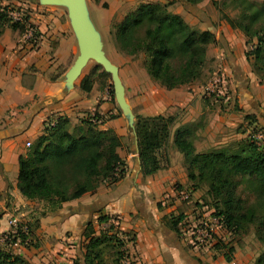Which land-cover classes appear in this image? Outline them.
Listing matches in <instances>:
<instances>
[{
  "label": "crops",
  "instance_id": "0c3cea01",
  "mask_svg": "<svg viewBox=\"0 0 264 264\" xmlns=\"http://www.w3.org/2000/svg\"><path fill=\"white\" fill-rule=\"evenodd\" d=\"M3 5L28 10V21L38 30V39L33 45L9 26L0 32V233L10 229L7 222L10 216L27 221L31 227L30 236L22 245L6 247L0 244V248L21 256L29 264H84L85 225L90 223L92 234L98 235L107 224L98 222V216L114 215L118 233L131 238L126 241L130 264H251L256 254L241 245L232 246L228 254L230 260L224 259L223 249L217 246L221 236L226 238L222 227L217 230L219 241L214 239L208 247L197 248L187 237L180 234L178 237L174 230L162 223L163 212L158 211L153 202H165L173 194V184L181 188L188 185L182 156L180 158L172 149H167L162 152L164 165L143 175L131 117L133 108H137L136 114L142 116L172 115L169 141L176 127L186 125L197 151L198 147L205 148L209 142H214L215 148H222L230 136L243 137L248 126L243 112H228V108H225L228 113L211 109V100L202 92L203 74L196 80L166 89L145 76L137 62L129 58L122 67L113 63L118 77L121 72L127 77L122 104L114 94L113 104L106 87H97L96 80L88 91H82L79 74H70L79 49L69 18L63 14L62 4L48 3L42 11L30 0H0V6ZM90 25L96 32L94 25ZM222 29L229 28L224 26ZM227 34L231 35L230 31ZM223 43L235 91L243 93L246 102L258 110V114L264 115V110L247 88L250 71L244 58H235L227 52V48H232V40ZM113 55L114 59L121 57ZM226 75L225 71L222 72L223 84L215 93L223 106L230 101L228 81L224 79ZM241 108L244 110L243 105ZM92 114L97 116V128H110L120 137V146H125L127 133L132 138L128 149L116 148L124 163L123 176L111 183H100L93 191L63 202L55 211L41 214L45 210L42 201L26 199L16 188L18 155L25 152V142L32 141L40 134L43 125L52 123L56 117L65 116L69 122H75ZM108 114L114 117L108 118ZM240 124L243 132L227 133ZM193 133L197 137L193 138ZM193 193L190 192L188 201H183L186 208L181 211L186 217L202 207L200 202L191 198ZM181 205L183 203L172 205L171 210Z\"/></svg>",
  "mask_w": 264,
  "mask_h": 264
},
{
  "label": "trees",
  "instance_id": "16d2710c",
  "mask_svg": "<svg viewBox=\"0 0 264 264\" xmlns=\"http://www.w3.org/2000/svg\"><path fill=\"white\" fill-rule=\"evenodd\" d=\"M183 1L195 7L201 0ZM210 2L236 10L234 18L224 12H221V17L231 28L255 39L250 53L254 61L264 64V4L252 0ZM15 8L23 10L21 22L10 20L6 16L5 5L0 6V32L3 27L9 26L22 34L26 27H30L35 38L38 31L28 21V10L21 6ZM113 38L117 47L127 55L142 53L148 77L170 89L198 79L206 46L213 41V33L209 29L191 28L178 13L168 11L165 3L140 2L113 24ZM28 41L36 44L31 38ZM106 75L102 70L95 79L91 70L80 77L79 88L86 92L95 80L101 87ZM96 117L92 114L81 118L69 129L68 118L58 116L52 123L44 124L25 152L18 155L16 188L26 199L42 201L45 210L41 214L55 211L63 202L93 191L101 181L111 183L123 176L124 163L116 153L121 144L120 137L110 128H97ZM113 117V114H108V118ZM172 121V115H134V138L143 175L151 174L162 166L163 154L158 151L168 137ZM171 146L182 156L185 176L189 181V187L184 190L190 193L200 183L204 184L206 194L212 199V213L227 232L245 233L248 227H252L262 246L252 264H264V146L258 147L248 137V141L239 144L234 151L222 147L198 152L186 125L173 130ZM240 185L242 194L237 192ZM249 194L251 200L247 198ZM186 218L183 213L163 217L166 225L175 232L177 225L179 231ZM97 221L107 222V232L106 235L104 232L93 235L91 224L85 225L84 264H101L102 246L118 237L116 230L110 232L113 221L116 222L114 215H100ZM24 223L25 231L19 225L15 232L10 229L3 232L7 233L4 242L24 243L31 233L30 224L27 221ZM222 245L218 244L219 247H226ZM231 251L232 247L225 248L223 255L226 261L230 260L228 254ZM0 264L29 263L21 256L0 248ZM113 264L120 263L114 261Z\"/></svg>",
  "mask_w": 264,
  "mask_h": 264
},
{
  "label": "rangeland",
  "instance_id": "374dc122",
  "mask_svg": "<svg viewBox=\"0 0 264 264\" xmlns=\"http://www.w3.org/2000/svg\"><path fill=\"white\" fill-rule=\"evenodd\" d=\"M216 1H219V0H216ZM252 1L257 4H264V0H252ZM30 2H35L37 4V8L39 11H42V9H46L47 8L46 4H48L44 1L40 2V0H30ZM140 2L165 3L166 9L168 11L174 12V13L177 12L181 16V18L191 28L197 29V30L209 29L213 33V41L206 46V50H205L204 62H203L201 73H200V74H203L201 78L202 79L201 82L203 86L204 83L211 76H213L214 74L222 75V72L225 71L227 75H226V78L224 79H227L228 81L226 85H228V88L230 90V97H229L230 101L228 104H226V106H223L222 101L218 99L215 93H208L206 98H208L212 102L211 109H219L221 112H227L225 108H228V112H233V113L243 112L242 116L244 120H246V122L248 123L247 133L243 137H238V138H236V136L235 137L230 136L229 138L230 140L226 144H224V147L227 148L229 151H234V149L236 150L239 144H243L247 142L248 141L247 135H248L249 130H251V126L249 124L253 122H255L258 126H262V128H264V115L258 114L257 112L258 110H255L254 108H252L243 98V95H242L243 93L237 94V92L234 89V84H233L234 79H233L232 73L229 68L228 56L225 54L224 48H223L224 40L225 42H229V40H232V44H231L232 48H227V52L230 53V55L234 56L235 58L236 56L238 58H244L246 65L248 66L247 69H249L248 71H250V74H249L250 82L247 88L251 96L256 98V102L260 104L261 108L264 110V64H262L260 61H254L253 56L250 53V50L254 47L256 43L255 39L253 37L250 38V37L244 36L242 32L236 28H231L227 24V22L221 17V12L226 13L230 18L235 17L236 10L231 9L230 6L221 7L219 6V4L218 5L211 4L210 0H201L200 2L195 4L194 12H188L182 8V6L177 0H84V6L87 12V19L90 21V23H92V25H94L96 33H98L100 44H101V49L103 51V54L106 56V58L112 64L115 62L118 63L120 67L124 66L126 62L125 60L129 58L130 60L137 62V66L140 67V69L144 71L143 72L144 75L148 76L144 69V65H143V54L137 53L132 56L127 55L126 53H124L117 47L115 40L113 38V24L117 23L127 12L132 10ZM62 7H63V14H65L66 17H68L67 5L62 4ZM224 26L228 27L229 29L223 30L222 28ZM34 28L36 29V27ZM229 31L231 35L227 34ZM36 38L38 39V35L36 36ZM113 54H118L121 57L114 59ZM95 65L96 63L93 60L88 59L85 65L80 70V73L78 75L79 78L83 74H86L87 72H90L92 70V75L94 76L95 79H97L98 78L97 74H99L102 71V68L99 65L97 67H94ZM106 74L107 75L104 77V85L100 87L97 83L96 86L99 88L106 87L110 100L114 104L115 102L113 99V86L111 83L110 75L108 73ZM119 82L123 89L122 94H124V88L126 86L127 77L122 72H121V77L119 78ZM203 94L206 95L205 92ZM123 98H124V95H123ZM238 104L243 105L244 110L241 108V105H238ZM136 109L137 108H133L131 110V117L133 120H134V115L136 114ZM117 112L119 114H122L121 110H119L118 108H117ZM166 115L168 114H164V116ZM78 122H79L78 120H76L75 122L70 121L69 126L67 128L70 129L73 125L77 124ZM199 125H201V121H199ZM171 127L172 126L170 125L168 129V137L165 143L163 144V146L158 151V153L159 152L161 153L163 151L166 152L167 149H172L173 152H176V154H178V156H180L181 158V155L178 153V151L174 147H171L169 145V142L171 143V141H169L170 130H172ZM238 131L243 132V129H241V124L238 125L237 127L236 126L232 127L231 130L227 133L231 135ZM194 137H197V135H194L193 133V138ZM125 139L127 140V142L124 144L125 146L123 145L120 146V150L128 149L129 143L133 142L132 138L129 136V133H127V135L125 136ZM31 142L32 141H29V143ZM28 146L29 145H24L25 150L28 148ZM215 147H216V144L214 142H209L205 148L198 147L197 151H208ZM160 163L162 166L164 165L162 156H161ZM100 183H104V182L101 181ZM185 187L188 188L189 185ZM240 188H241V185L240 187H238L237 192H241L242 194L243 191H240ZM184 189L185 188H181L180 185L173 184L172 185L173 194L169 195L166 198L165 202H161V201L153 202L154 207L158 211L163 212L160 217V220L165 225H166L165 223L166 221H164L165 219H163V217L175 216L179 213H182L181 210H184V207L186 208V205H184L185 204L184 202L188 201L189 199L181 200L179 197L180 192ZM193 191L194 193L192 194L191 198L192 199L194 198L195 202H200L201 205L207 208L209 211L210 210L214 211L213 208L211 207L212 199L209 195L206 194V187L204 184L200 183L199 185H197V188L193 189ZM247 198L251 200L252 196L249 194ZM178 203L179 204L183 203V205L175 209L173 208L171 210V206L178 204ZM40 205L41 203H39L38 206ZM17 219L21 221H25L19 217H17ZM106 225L107 224L104 225L103 229H100L99 234H102L104 232V234L106 235V232H107ZM178 227L179 226L177 225L176 233L179 237ZM111 230L110 232H113L114 230H116L118 237L114 238L115 240L111 241V243H108L102 246L101 264H113L114 261H117L120 264H130L131 260L130 258H128L127 247H126V241L130 237L124 234L122 235L121 232L118 233L119 229H118L117 222L113 221ZM222 231L226 233V236H225L226 238L221 236L223 241L222 240L219 241L220 242L219 244L221 245L223 244L226 247H232L234 245L246 246L247 249H249L250 251H253V253L256 254L255 257L260 253L262 246H261V243L255 237L252 227H248L245 233H237V234L233 233L232 234V233L227 232L226 230H222ZM0 244H4L5 246L8 245L11 247H14L15 245H22L20 243H16L12 245L4 241H1ZM226 247L224 248L221 247V248L223 249V251H225Z\"/></svg>",
  "mask_w": 264,
  "mask_h": 264
},
{
  "label": "built area",
  "instance_id": "2783aa9c",
  "mask_svg": "<svg viewBox=\"0 0 264 264\" xmlns=\"http://www.w3.org/2000/svg\"><path fill=\"white\" fill-rule=\"evenodd\" d=\"M6 16L12 21H22L23 10L21 8H15L11 5L5 6ZM24 39L28 40L29 38L34 41L37 38H33L31 35V28L26 27L23 32ZM37 36V35H36ZM31 43V42H30ZM223 84V77L221 74H214L211 76L202 86V92L216 93ZM251 130L248 132L249 139L258 147L264 146V128L258 126L255 122L250 124ZM255 126V127H254ZM254 127V128H253ZM25 145H29V142H25ZM189 192L182 190L179 194L181 200H187L189 198ZM196 215H191L183 220L180 228L179 234L182 237H187L190 240V243L197 248H206L210 243L215 239L218 241L217 230L220 228V222L218 218L204 206L198 208L195 211ZM8 225L10 226L11 232L16 231V227L20 225L23 231L26 230V225L24 221L17 219L15 216H10L7 220ZM7 240V233L0 234V242ZM18 242L14 241L13 244Z\"/></svg>",
  "mask_w": 264,
  "mask_h": 264
},
{
  "label": "water",
  "instance_id": "95a60500",
  "mask_svg": "<svg viewBox=\"0 0 264 264\" xmlns=\"http://www.w3.org/2000/svg\"><path fill=\"white\" fill-rule=\"evenodd\" d=\"M46 3H60L66 4L68 7V18L70 25L75 32L78 55L70 68L71 76L79 74L81 68L85 65L88 59L93 60L96 64L100 65L102 70L110 75L111 83L113 86V94L118 102L122 104L123 94L122 86L119 82L117 75V68L112 64L101 49L98 34L92 29L88 19L87 12L84 6V0H42ZM182 7L188 12H194L195 7L190 6L183 0H177ZM198 12V11H196Z\"/></svg>",
  "mask_w": 264,
  "mask_h": 264
}]
</instances>
